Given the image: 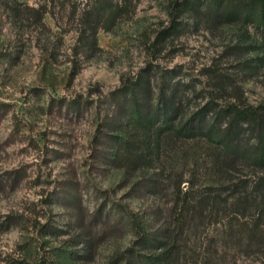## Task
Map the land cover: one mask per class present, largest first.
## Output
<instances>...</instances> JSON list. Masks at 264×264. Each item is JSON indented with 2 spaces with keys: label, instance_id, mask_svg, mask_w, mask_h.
<instances>
[{
  "label": "rangeland",
  "instance_id": "374dc122",
  "mask_svg": "<svg viewBox=\"0 0 264 264\" xmlns=\"http://www.w3.org/2000/svg\"><path fill=\"white\" fill-rule=\"evenodd\" d=\"M13 1L16 11L0 4V106H9L0 117V264H114L134 239L129 217L144 213L150 222L155 213L169 222L178 178L187 189L217 176L204 140L155 145L154 165L135 178L93 160L108 94L152 64L202 91L191 110L212 97L264 106V27L252 14L222 27L184 15L180 33L157 42L175 0H114L127 11L109 17L94 39L79 17L91 0ZM214 75L227 78L225 93ZM79 101L91 107L80 117L67 112L64 105ZM235 170L226 182L229 204L235 185L251 194L264 176L247 165ZM140 176L152 180L150 193L133 190ZM234 212L213 220L202 238L193 235L181 263L264 264L245 228L235 229L241 238L230 236Z\"/></svg>",
  "mask_w": 264,
  "mask_h": 264
},
{
  "label": "trees",
  "instance_id": "16d2710c",
  "mask_svg": "<svg viewBox=\"0 0 264 264\" xmlns=\"http://www.w3.org/2000/svg\"><path fill=\"white\" fill-rule=\"evenodd\" d=\"M2 3L6 9H18L13 0H0ZM126 6V3L114 4V0L87 2L79 16L84 32L96 39L109 17L115 19L123 15ZM169 7L170 22L158 33L157 42L165 43L177 36L184 15H194L203 24L222 27L252 21L254 19L247 17L252 14L264 27V0H175ZM178 75L175 69L164 70L148 64L136 78L124 81L120 88L110 92L107 98L111 110L93 138L92 159L135 178L134 175L145 174L154 165L158 156L154 157L155 145L175 140H204L211 146V164L217 180H209L212 184L204 181L199 184L198 179L184 189L178 178L169 222L162 224L155 213L150 214L153 216L150 222L144 213L129 217L127 221L134 239L130 247L114 257V264H182L192 236L200 232L202 238L213 220L226 217L228 208L235 211L228 222L230 236L239 234L240 237V230L235 229L245 228L248 244L255 243L264 251V176L259 178L258 188L251 194L247 193L248 188L235 185L232 204L226 194L228 174L239 165L264 174V106H251L240 98L222 105L217 97H212L203 106L191 110L190 104L202 99V91L192 82H174ZM214 78L218 90L225 93L227 78L221 75ZM89 105L79 101L64 107L80 117L91 107ZM8 107L0 106V117ZM145 179L140 176L133 190L150 193L149 184L153 182L147 183ZM255 193L258 195L252 197ZM254 205L256 211L252 212ZM119 220L118 224L124 217Z\"/></svg>",
  "mask_w": 264,
  "mask_h": 264
}]
</instances>
